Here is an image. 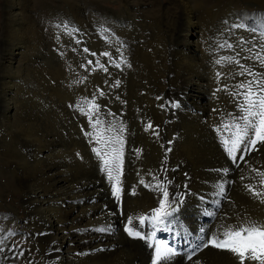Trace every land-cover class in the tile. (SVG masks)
<instances>
[{
    "label": "rangeland",
    "instance_id": "374dc122",
    "mask_svg": "<svg viewBox=\"0 0 264 264\" xmlns=\"http://www.w3.org/2000/svg\"><path fill=\"white\" fill-rule=\"evenodd\" d=\"M5 1L6 0H3V1L0 0V37L1 36L5 37L4 31L2 30L3 29V23H4V20L6 18V17H4V15H5V11H4L5 7L4 6L6 4V3H4ZM111 1H113V2H111ZM195 1H197V3L198 2L200 3V4L196 3L195 5L197 6V10H198V11L196 10L198 13V18L200 16L201 27H203L202 28L203 37L206 36L204 38V43H205L204 49H205V51L207 50L205 52L206 57H211V56H209L210 52L213 50L214 51L217 50L216 52L217 53L219 52L218 53L219 55L224 54L226 56V59H230L232 65H233V66L230 65V67H228L229 70L226 71V72L229 71L230 75L227 74L228 76H230V77L232 76L230 79L231 81H229L230 83L229 82H223L222 85H219L216 90L212 89V88H214V85H212L213 82L209 84L210 88L208 86V89L209 90L211 89L210 91H213L212 96L215 97L212 99L213 103L210 105L209 111L211 110L210 112L212 113V111L215 109V111H213L214 113H212V114H214L215 116L218 115L220 117L217 118L214 116V118H216V120L217 119L218 120L217 121L215 120L213 128L216 127L217 129L214 128L215 130L213 129L214 130L213 131L212 127L211 128L209 127L207 132L209 131L210 134H212V133L216 134L220 140H225V139L230 140L236 131L235 125L237 123H239L240 125L244 124L243 120L241 119V117L243 115L241 105L244 103V94L246 92V89L241 88L240 85L248 84L249 82H252L253 91L255 93L259 94L260 88L257 85L256 81L264 80V59H261V58H264V46H262V44L264 42H261V40L264 41V34H262L263 30L260 29L261 26L259 27L258 25H252V27H251L245 22L246 19H248L249 17L252 16L259 22V25L264 24V22H263L264 20L262 18L264 16V2H261L260 0H200V1L195 0ZM15 2H17V3L20 2V5L22 4L21 6L23 7V11L26 12L23 14V16H21L19 18V20H22L21 23H23L24 21L29 22L31 24L33 23L34 24V25L32 24L33 29H37V33L35 35L36 38L34 40L35 41L34 44H35L36 48L35 47L33 48L34 45L31 47H26L27 48L26 51H25L26 48L25 47L23 48V52L25 53L24 54L25 59L21 62L22 65L20 64L21 72H23V74L20 72L21 74L18 77V88L19 89L17 88L16 93L18 95L17 94L16 95L19 98L23 99V101L25 102V104L27 106V109L28 108L29 109H33V108L37 109L38 108L39 110H43V111H45L44 109H47L46 111L48 112L47 113L48 116L42 117V119H41V117L38 118V115L39 116L43 115V113L39 112V113H36V115L38 114L37 117H32L30 123H27V122L25 123L26 125L27 124L31 125V123H32V129L30 128L29 132H27L28 135L27 136L25 135V137H24L27 140L22 139L16 143L17 148L13 147V145L15 143H12V141H10V140H12V138L18 137V136H16V130L12 129V127L10 128L9 126H6V125H8L7 123H5L6 124L5 126H3L1 121H0V155L5 153V156L7 154L9 156V154H10V157H11L10 158L7 156L8 160H6L5 162H2V159L0 158V172L3 171V173H7L6 176L9 177V175H10L9 171H11V170H13V171L14 170H22L23 168L24 169H30V168H28V167H31L28 160L27 161L25 159L19 160L18 157H20V156H17V155H21V154L23 155V153H25V152H27L28 155H30L31 154L30 149L35 150L37 148V146L38 147H40L41 145L43 146L42 143L45 140H47L48 142L52 143V146L54 148L56 147L55 148L56 149L55 152H57L56 155L59 157L61 156L60 158H58L55 155V157L58 160L64 161L68 157L67 161L73 162V165L75 167L87 166V164L90 163L91 168H93L95 170V173L100 175L101 182L102 183L104 182L103 186L105 189V193L108 191L105 195L111 200L114 211L120 213V216L123 219V223H122L123 227L126 229V227L130 226L128 224V218L129 217L133 218L132 226L136 225L138 222V217L141 214V206L140 205H142V203L148 197V193H149L148 189H150L152 187V185H154V184L161 183V181H162L161 178H163V175L165 174V172H163V169H161V167H160L161 164H157L158 159L160 158L162 152H163L162 155H167L169 152L176 149L175 144L177 143L178 136H179V133H176V131H173L172 129L167 127L168 125L163 121L164 120L163 112H165V110H166V112H168L169 107H172L173 109H175L176 106L181 107L179 101L174 100L173 102H168V106H167V104H165L166 98L163 97L164 95L160 91H158L157 89L148 88L149 86L145 87L146 89H143V86L145 85V84L142 85L143 81L147 82L148 81L147 79H154V81H155L156 79H158L160 77V72H162V71H163L162 73L165 72V69L168 67L169 60H170L169 49L171 48L170 46L172 44L171 39L168 36H165L163 40L155 43L154 38H151L153 33H154V32H152V29L157 27V30L155 32H158L161 30V26H166L168 24L169 26L174 27L175 31H176L177 30L176 26L179 25V20L175 17L164 16V18H163V16H161V15H158V14L156 15V12L152 11L153 10L152 7L154 6V4H153L152 6L149 5V7L145 8L146 14H144L145 12L143 11V13L141 12V14H139L140 13L139 12L138 13L139 15H137V14L133 15L134 18L136 17L135 22L136 23L140 22V24H133V23H131L133 21L128 17L131 15V12H129L127 10H122V7H121L122 6L121 5L122 0H108V1L104 0V2H102L103 5L111 8V9L116 10V15H114V21L113 22H111L109 20L108 16L104 17V19H103V20H105L104 22L103 21L100 22V13L98 11V6H97V4L100 2V0H29V1L28 0L27 1L22 0V2L24 4L21 2V0L20 1L16 0ZM249 2H251L250 5L248 4ZM150 3H153V0H151ZM212 3H214V4L212 5ZM37 5H39V6H37ZM31 7H33V8H31ZM198 7H200V8H198ZM207 8H208V10H206ZM253 9H256V10L258 9L257 10L258 16H259L258 18L256 17L257 15L255 16V14L252 12ZM203 12H204V14H203ZM235 13H237V14H235ZM105 14H107V13H105ZM143 14H144V16H143ZM199 14H201L203 16H201ZM155 15L158 17V18H156V20L154 18ZM205 15H206V17H204ZM202 17H204V19H206V20H204ZM259 18H261V20ZM143 19H145V21L142 22ZM27 20H29V21H27ZM173 21H174V23H173ZM99 22L103 23V24H100ZM211 23H212V25H211ZM219 23H221V24H219ZM208 25L210 27H208ZM216 26H218V27H216ZM220 29H222V30H220ZM231 30H233L235 34H233V32ZM252 33L255 34L256 39L254 38V35ZM260 33H261V35H259ZM126 34L128 36H126ZM206 34L209 36V38ZM213 34L214 35L219 34L221 36H219V39H217L218 37L217 36L215 37ZM226 34H227V36H224ZM13 36H15V35H13ZM234 36L235 37L237 36V37L234 38ZM257 36H258V38H257ZM2 37L0 38V42L3 40ZM227 39L230 43H228ZM127 40H129V41H127ZM217 40H220L222 43H219V44L215 43V42H217ZM254 41H256V42H254ZM37 42H38V44H37ZM40 42H42V43L40 44ZM151 42H152V44H156V45L158 44V45L151 49V47H150ZM231 42H233V43L231 44ZM235 43H236V45H235ZM257 43L259 46L256 45ZM210 44H211V46H210ZM212 44H213V47H212ZM240 44H242V45H240ZM144 47H146V49ZM159 47L162 48V51H159ZM248 47H249V49L251 48L250 51H248L249 50ZM163 48H165V49H163ZM230 48L232 50H230ZM221 49H222V51L223 50L224 51L222 52ZM234 49L236 50V53H235ZM258 49L260 50L261 53L258 52ZM30 50H33V51H30ZM254 50H256V51H254ZM239 51H241L242 53ZM26 52H28V53H26ZM29 52L32 55H30ZM253 53H254V55H253ZM234 54H236V55L233 56ZM258 56H260V57H258ZM162 57L164 59H161V60L163 61L162 63H164V64L160 68H157L156 67V63H157L156 58L160 59ZM235 57H237V59H234ZM32 59L33 60L36 59V62L41 61L40 65H38L39 63L38 64L35 63V60L33 61ZM38 59H40V60H38ZM234 60L235 61L238 60V62L236 61L237 65L235 64ZM44 61H46V62L44 63ZM256 61H258V62H256ZM27 62L30 64H28ZM23 63L26 65H23ZM238 63H240L239 65L241 67L238 66ZM164 65H165V67H164ZM0 66H1V61H0ZM35 66L37 68H35ZM250 68L253 70H249ZM25 69H27L28 72ZM223 69L224 68H222L221 70H223ZM242 69H243V71H242ZM24 71H25V73H24ZM125 71H127V72H125ZM223 71H225V70H223ZM146 72H150V75H147ZM234 72H236V73H234ZM158 73H159V76H157ZM0 74L3 75L2 71L0 72ZM154 74H156V75H154ZM231 74H233V75H231ZM39 76H41V77H39ZM148 76H150L151 78ZM24 78H26V79H24ZM40 78H41V80H40ZM72 78H74V79H72ZM37 79H38V81H37ZM31 81H33V82H31ZM36 83H38L39 87L37 86ZM22 84L24 85L23 87H22ZM235 85L238 87H236ZM44 88H45V90H44ZM36 90L37 91L39 90V92H37ZM40 90L42 92H40ZM209 90H208V92H209ZM218 90H219V92H218ZM29 92H30V95L32 93H34V95L32 94L33 96H30ZM148 92H149V94H147ZM195 92H197V91H195ZM160 93H161V95H160ZM149 95H150V99L151 98H153V99L150 100L146 97ZM153 100H154V102H153ZM156 100H157V102H155ZM223 100L224 101L227 100V101H225L227 103L222 104L221 101L223 102ZM112 102H114V103H112ZM218 102H219V104H217ZM234 102L236 103L237 108H235L236 105ZM31 104H32V106H31ZM92 104L98 106L99 111H96L95 108H93L91 110V112H89V108ZM234 105H235V107H234ZM42 106H44V107H42ZM229 106H231L232 108H230ZM45 107H47V108H45ZM117 107H119V108H117ZM222 107H223L224 111L221 109ZM224 107H226V108L224 109ZM0 108H1V103H0ZM228 108H229V110H228ZM238 108H240V109H238ZM219 110H220V113H219ZM234 110L237 112H235ZM231 111H232V113H231ZM215 112L217 115L215 114ZM32 113H34V112H32ZM223 113L225 115H223ZM151 114H152V116H151ZM143 115H144V117H143ZM90 116H91V120L89 118ZM154 116H156V117H154ZM226 116H228V117L226 118ZM231 117H232V119H231ZM233 117H234L235 122L233 121ZM97 119L102 121V123L99 125H96V128L94 129L93 124H95ZM253 119H255V118H253ZM82 120H83V122H82ZM241 122H242V124H241ZM43 123H45V124H43ZM222 123L224 124V127H223ZM229 123H231V124H229ZM25 124L23 125L24 127L23 126L21 127L20 124H17L16 128L19 127L18 129L21 128L23 130V129H25V126H26ZM149 124L152 126L151 128L148 127ZM226 124H227V127H226ZM243 126L244 125H242L241 127H243ZM121 128L124 129L123 132H120ZM47 129H49V130H47ZM109 129H112V130L109 131ZM250 129L248 130L249 136L245 138V141L242 142L241 147L238 149V152H241L240 155L243 156V159H241V156H240L238 161H234L233 170H232L231 174L223 182V183H225V184H223V186H224L223 197L224 198L222 199L221 206L219 207V209L216 212V215L214 216V218L211 221V227L205 232L204 240H201L196 245L197 252H196L195 256L196 255L197 256L196 257L194 256L191 262H187L184 264H195V263L197 264V262H198V264H239L237 257L233 253H231L230 251L223 250V249H217V248L212 247V246L205 248L204 244L207 242V240L210 237H212L213 235H217V234L222 233L225 230V228H227V227L236 228L239 226H246L249 223H257L259 225L264 226V203H261L258 198L251 195V193H248V191L245 188V185H250V186H253L255 188H260L261 187L260 182H261V180H264V177L259 175V173L264 172V143L258 142L255 150H249L247 152L245 151V148L248 144V139L249 138H255L254 129H251V130ZM43 130H47V132L43 131ZM215 131L217 133H215ZM218 131H221L222 133H220ZM97 132H99V134L104 138V141H109L113 136H121L123 138V145H122L123 164H122L121 185H120L121 192L122 191L123 192L121 193V198L119 201H117L115 197L111 196L112 195L111 184H110L111 182L108 180L107 174L103 170L104 169L103 159H101L100 156H97L94 149L99 148L101 150V154L103 155V152H110L112 147H120V146L114 145L111 143L97 142V140L95 138ZM89 133H92V136H89L88 135ZM37 134H39V136ZM221 134H222V136H221ZM50 135L53 137H50ZM28 137H30V138H28ZM33 137H34L35 141H34ZM48 137H49V139H48ZM222 137H223V139H221ZM19 138H21V137L19 136ZM155 138H156V141L159 143V145L156 146V148L153 147V145H152V139L154 140ZM93 139H95V140H93ZM27 142H28V144H27ZM88 144H90V145L88 146ZM35 145H36V147H35ZM11 146L13 147L12 149H10ZM145 146H146V148H145ZM161 146H163V147L165 146L164 147L165 149ZM69 148H70V150H69ZM13 149H16V150L14 151ZM155 149L159 152V155H156V153L154 151ZM58 150L60 151V153ZM13 153H16L15 158H12ZM146 154L147 155L150 154V156L154 155L153 159H155L157 157L158 158L155 159L150 164H148L147 162H142L140 160H139L140 161L139 162L138 159L145 156ZM65 156H66V158H65ZM246 156H247V158H246ZM79 159H81V160H79ZM17 160H19V161H17ZM74 160H75L76 164L74 163ZM8 161H9V163H8ZM78 161H79V163H78ZM85 162L87 164H85ZM24 165L25 166L27 165L28 167L27 166L25 167ZM90 165H89V167H90ZM145 170H147V171H145ZM157 172H158V174H157ZM11 176L12 175H10V177ZM173 179L171 181L172 184H174ZM156 180H158V181H156ZM141 181H143V183H141ZM131 186H132V188H131ZM135 186H137V187L135 188ZM143 187H145V188H143ZM132 191H133V193H132ZM140 192L142 193V195H140L141 194ZM232 193H234V194H232ZM131 195L136 199H134ZM123 198H124V200H123ZM129 198H130V200H129ZM126 199L129 201H127ZM137 199L138 200L140 199V200L137 202ZM131 200H133V201H131ZM232 201H233V203H232ZM240 203H242L241 204L242 205L241 206L242 211H241V213H237L235 211V208H239ZM137 205H138V207H137ZM158 207H159V205H158ZM158 207H156L155 209H157ZM174 208H175V211H173ZM177 208H178V205H175V206L170 205L166 209V211H168L170 213V215H168L167 217H164V223L151 224V222L147 223V221H146L144 226L146 227V225H147L149 228L152 227L154 229L157 224L160 225V226H158L160 228L164 224V227H162V229H164L166 233L168 232L167 236H165L166 239L168 236H170L169 234H170L171 230L173 229V226L174 227L176 226L177 231L178 232L181 231L183 234H185V236L182 239V237L178 236V233L175 235V232H171V234L174 233L173 235L176 237V239L180 238L181 242L184 243L185 239L188 240L187 235H189V234H187L183 231L190 230V227L188 225H186L187 223L183 224V223L177 222L180 220L179 217L173 216V214L177 212ZM155 209H153L150 212H147L148 214H146L145 216L150 217ZM131 210H132V212H131ZM127 212H129V213H127ZM122 215H125V216H122ZM170 216H173L175 219H177V218L178 219L175 220L172 217L170 218ZM21 217L23 218V216H21ZM167 218L172 219V220H169ZM167 223H169V224H167ZM165 226H167V227H165ZM125 229L121 228V230H120V236H122L121 239H122V241L125 242V244H127L126 245L127 247H125V248L128 250V252H132L133 250L135 251L137 246L143 244L141 241V238H134V237L129 236L128 233L125 231ZM162 229L158 228L159 231H161ZM190 234L192 235V233H190ZM5 236L9 237L10 235L7 234ZM13 238H15V239H13ZM18 238H19V241H18ZM11 239L13 240L14 243L16 242L15 244L18 245L17 246L18 248H19V245H24V246L26 245V240L22 239L21 237L14 236ZM138 239H140V240H138ZM190 239H191V237H190ZM196 240L197 239L194 238L193 243H195ZM173 244L174 243H171V245H173ZM12 249H13V246L10 247V250H12ZM15 251H14V254H16ZM19 251H20L19 255H21L23 253V249H21ZM198 253H199V255H198ZM226 255H230L233 257V261H231L232 263L226 259ZM12 256H14V255H12ZM200 256H201V258H199ZM172 261L173 260L170 258L168 261V264L173 263ZM29 262H31V260ZM255 263L257 264L258 262L257 261H255V262L247 261V260L245 261V264H255ZM23 264H25V263H23Z\"/></svg>",
    "mask_w": 264,
    "mask_h": 264
},
{
    "label": "bare ground",
    "instance_id": "6f19581e",
    "mask_svg": "<svg viewBox=\"0 0 264 264\" xmlns=\"http://www.w3.org/2000/svg\"><path fill=\"white\" fill-rule=\"evenodd\" d=\"M15 1L14 0H6L4 2V3H6L4 6L5 7L4 17H6V18L4 20L2 30L4 31L5 37L1 36L3 38V40L0 42V61H1L0 72L2 71V73H3V75L0 74L1 75L0 76V103H1V108H0V119L1 120L0 121H1L3 126L6 125L5 123H7L8 125H6V126H9L10 128L12 127V129L16 130V136H18V137L15 136L16 138H12V140H10V141H12V143H15L13 145V147L17 148L16 143L22 139L27 140L24 137H25V135L26 136L28 135L27 132H29V129L30 128L32 129V123H31V125L30 124L26 125L25 123L26 122L30 123L32 117H37L38 114L36 115V113H39V112L43 113V115H41V116L38 115V118L41 117V119H42V117L48 116L47 115L48 112L46 111L47 109H44V108L43 109L45 111L39 110L38 108L37 109L36 108L29 109L28 108L27 109V106H26L25 102L23 101V99L19 98L17 96L18 94L16 93L17 88H18V77L21 73L23 74V72H21V66H20L21 62L25 59V56H24L25 53L23 52V48L24 47L25 48L31 47L33 45H34L33 48L35 47V44H34L35 41L34 40L36 38L35 35L37 33V29H33V25H34L33 23H32L33 25L31 23L25 22V21L23 23H21L22 20H19V18L21 16H23V14L26 12L23 11V7L21 6L22 4L20 5V2L17 3ZM260 1L264 2V0H260ZM21 2H22V0H21ZM102 2H104V0H100V2L97 4L98 11L100 13V22L105 21V20H103L105 16L106 17L108 16L109 20L111 22H113L114 21V15H116V10L111 9V8L103 5ZM111 2H113V1H111ZM150 2H151V0H122V4H121L122 6L121 7H122V10H127V11L131 12L130 16L127 15L128 13L126 15L133 21V22H131L133 24H140V22L139 23L135 22L136 17L134 18L133 15H136V14L139 15V14H141V12L143 13V11L145 12L144 14H146L145 8L149 7V5L152 6L154 4V6L152 7L153 8L152 11H155L156 15L157 14L161 15V16H163V18H164V16L175 17L179 20V25L176 26L177 27L176 31H175L174 27H171L168 24H167L168 26L167 25L161 26V30L158 32H155L157 30V27L152 29V32H154V33H153L151 38H154L155 43L163 40L165 36H168L171 39V41H172V44L170 46L171 48L169 47L170 48L169 49L170 60H169L168 67L165 69V72L164 73H162L163 71L160 72V77L158 79H156L155 81H154V79H147L148 80L147 82L143 81L142 85L145 84L143 86V89H146L145 87H148V86H149L148 88L157 89L158 91H160L164 95L163 97L166 98L165 104H167V106H168V102H173L174 100H176V101L178 100L181 107L176 106L175 109H173L172 107H169L168 112H166V110H165V112H163V114H164V120L163 121L168 125L167 127L172 129L173 131H176V133H179V136H178L177 143L175 144L176 149L172 150L167 155H162L163 154V152H162L160 158L158 159L157 164H161L160 167H161V169H163V172H165V174L163 173L164 175H163V178H161L162 179L161 183L154 184V185H152V187L150 189H148L149 190L148 197L147 198L145 197L146 200L142 203V205H140L141 206L140 216H145L146 214H148L147 212L152 211L153 209L158 207V205H160V201L163 200V198H164L163 197V189L166 188L168 193H169V199L167 202L168 207L170 205H174V206L178 205L177 212L174 213L173 216L179 217L180 220L177 222L183 223V224L187 223L186 225H188L190 227V230L183 231V232L189 234V235H187L188 240L185 239L184 243H182L180 238L177 237L178 239H176V237L173 235L174 233L171 234V232H175V235L178 233V236L182 237V239L185 236V234H183L181 231L180 232L177 231L176 226L175 227L173 226L174 230L173 229L171 230V232L169 234L170 236H168L166 239L165 236H167L168 232L166 233L165 230L162 229V227H164V224H163V226L161 225L162 226L161 228L158 227L160 225L157 224L154 229L152 227L149 228L146 225V227L142 226V228H143L142 234L144 235V238L141 239V241L143 244L137 246L135 251L132 249L133 250L132 252H128V250L125 248V247H127L126 246L127 244H125V242L122 241V239H121L122 236H120L121 228L125 229L122 225L123 219L121 218L119 212L114 211L111 200L105 195L108 191L105 193V189L103 186L104 182L103 183L101 182L100 175L95 173V170L93 168H91L90 163L87 164L85 162V164H87V166L75 167L73 165V162L70 161L72 163L71 164L70 162L67 161L68 157L66 158V156H65L66 160H64V161L58 160L55 157V155L57 153V152H55L56 147L54 148L52 146V143L48 142L47 140H45V141L43 140L44 141L42 143L43 146L42 145L40 147L37 146V148L35 150L30 149V152L32 155L31 154L28 155L27 152L23 153V155L21 153H20L21 155H17V156H20V157H18L19 160L20 159H22V160L25 159L26 161L28 160L31 167H28L27 165L26 166L30 169H24L23 168L22 170H14V171L11 170V171H9L10 175H12L11 177H10V175H9V177H7L6 176L7 173H3V171L0 172V264H23V263H25V264H153V260L155 257V247L154 246L157 243H163V242H160L159 238H153V233H154V235H156V234L159 235V237L162 238L163 240L166 239V240H169L171 243H174L173 245H171V248H173L175 250L176 254L171 257V259L173 260L172 261L173 263H171V264H184V263L192 261V260L188 259V256L193 254L194 249H195V254H196V252H197L196 245L201 240H204L205 232L211 227V221L214 218V216L216 215L217 210L221 206L222 199L224 198L223 197L224 194L221 193L220 187H221V185L225 184L223 182L231 174V172L233 170L234 161H238L240 156H241L240 155L241 152L237 151L236 159L233 160L232 156L228 153L227 148L225 147V145L223 143L224 140H220L219 137L214 133L210 134L209 131L207 132L209 127L210 128L212 127V130L214 128L217 129L216 127L213 128V125L215 123L216 118H214L215 115L212 113H214L213 111H215V109L212 111V113L210 112L211 110L209 111V109H210L209 107L213 103L212 99L215 97L212 96L213 91H210L211 89L209 90L208 86L210 83L213 82L212 85H214V88H212V89L216 90L219 85H222L223 82L231 81L230 79L232 76L231 77L228 76V75H230L229 71L228 72H226V71L229 70L228 67H230V65H232V63H231L230 59H226V56L224 54H223L224 56L219 55L218 54L219 52L218 53L216 52L217 50L216 51L213 50L210 52L209 56H211V57H206L205 52L207 50L205 51V49H204L205 48L204 38L206 36L203 37V30H202L203 27H201L200 16L198 18V13H197L198 10H197V6L195 5L197 3V1H195V0H153V3H150ZM250 3L251 2H249L248 4L250 5ZM197 4H200V3L198 2ZM213 4L214 3H212V5ZM37 6H39V5H37ZM31 8H33V7H31ZM198 8H200V7H198ZM206 10H208V8ZM257 10L253 9L252 12L255 14V16L257 15L256 17L258 18L259 16H258ZM105 13H107L108 15ZM144 14H143V16H144ZM203 14H204V12H203ZM235 14H237V13H235ZM156 15L154 16L155 20H156V18H158ZM199 15H201V14H199ZM201 16H203V15H201ZM204 17H206V15ZM204 17H202V18L204 19ZM262 18L264 20V16ZM259 19L261 20V18H259ZM204 20H206V19H204ZM27 21H29V20H27ZM143 21H145V19H143L142 22ZM245 22L251 27H252V25H258L259 27L261 26L260 29L263 30L262 34H264V24L259 25V22L254 17H252V16L249 17L248 19L245 20ZM173 23H174V21H173ZM100 24H103V23H100ZM219 24H221V23H219ZM211 25H212V23H211ZM208 27H210V26L208 25ZM216 27H218V26H216ZM220 30H222V29H220ZM231 31L233 32V34H235L233 30H231ZM252 34L254 35V38H255V34L254 33H252ZM13 35H15V36H13ZM259 35H261V33ZM126 36H128V35L126 34ZM214 36L215 37L217 36L218 37L217 39H219V36H221V35L216 34ZM224 36H227V34ZM236 37L234 36V38H236ZM208 38H209V36H208ZM257 38H258V36H257ZM127 41H129V40H127ZM227 41H228V39H227ZM254 42H256V41H254ZM261 42H264V41L261 40ZM41 43L42 42H40V44ZM215 43L219 44L222 42L220 40H217V42H215ZM228 43H230V42L228 41ZM232 43L233 42H231V44ZM258 43L256 45H258ZM37 44H38V42H37ZM263 44H262V46H264ZM157 45L152 44V42H151L150 47L152 49ZM235 45H236V43H235ZM240 45H242V44H240ZM210 46H211V44H210ZM212 47H213V44H212ZM144 48L146 49V47H144ZM163 49H165V48H163ZM248 49H249V47H248ZM26 50H27V48L25 49V51ZM230 50H232V49L230 48ZM250 50H251V48L248 51H250ZM30 51H33V50H30ZM159 51H162V48L159 47ZM221 51H222V49H221ZM254 51H256V50H254ZM239 52H241V51H239ZM258 52H260L259 49H258ZM26 53H28V52H26ZM235 53H236V50H235ZM29 54H30V52H29ZM30 55H32V54H30ZM235 55L236 54H234L233 56H235ZM253 55H254V53H253ZM260 56H258V57H260ZM36 59H34L35 63H37V64L39 63L38 65H40L41 61L36 62ZM40 59H38V60H40ZM156 59H157L156 67L160 68L164 64V63H162L163 61L161 59H164V58L162 57L160 59L159 58H156ZM234 59H237V57H235ZM236 61L238 62V60H236ZM236 61H235V64L237 65ZM45 62L46 61H44V63ZM256 62H258V61H256ZM28 64H30V63H28ZM239 64L240 63H238V66H240ZM23 65H26V64L23 63ZM164 67H165V65H164ZM35 68H37V67L35 66ZM222 68H224L223 70H225V71L221 70ZM251 68L249 70H253ZM25 70H27V69H25ZM242 71H243V69H242ZM27 72H28V70H27ZM125 72H127V71H125ZM24 73H25V71H24ZM234 73H236V72H234ZM146 74L150 75V72H146ZM154 75H156V74H154ZM231 75H233V74H231ZM157 76H159V73L157 74ZM39 77H41V76H39ZM148 77H150V76H148ZM24 79H26V78H24ZM72 79H74V78H72ZM40 80H41V78H40ZM37 81H38V79H37ZM31 82H33V81H31ZM36 84L38 86V83H36ZM23 86L24 85L22 84V87ZM236 87H238V86H236ZM209 88H210V86H209ZM207 89L209 90V92ZM44 90H45V88H44ZM195 91H197V92H195ZM37 92H39V90ZM40 92H42V91L40 90ZM218 92H219V90H218ZM161 93H160V95H161ZM32 94L34 95V93H32ZM32 94L30 95V92H29L30 96H33ZM147 94H149V92ZM146 97L148 99H150V95L146 96ZM151 99H153V98H151ZM225 101H227V100H225ZM225 101L223 100V102L221 101V103L226 104L227 102H225ZM153 102H154V100H153ZM155 102H157V100ZM112 103H114V102H112ZM217 104H219V102ZM235 105H236V103H235ZM235 105H234V107H235ZM31 106H32V104H31ZM42 107H44V106H42ZM229 107L232 108L231 106H229ZM45 108H47V107H45ZM117 108H119V107H117ZM225 108L226 107H224V109ZM235 108H237V105ZM221 109L223 110V107ZM238 109H240V108H238ZM228 110H229V108H228ZM32 112H34L35 114ZM235 112H237V111H235ZM219 113H220V110H219ZM231 113H232V111H231ZM215 114H216V112H215ZM223 115H225V114L223 113ZM151 116H152V114H151ZM143 117H144V115H143ZM154 117H156V116H154ZM215 117L219 118L220 116L217 115ZM227 117L228 116H226V118ZM231 119H232V117H231ZM255 119H258V118H255ZM233 121L235 122L234 117H233ZM82 122H83V120H82ZM17 124H20L21 127L25 124L26 125L25 129L22 130L21 128L18 129L19 127L16 128ZM43 124H45V123H43ZM229 124H231V123H229ZM241 124H242V122H241ZM242 125H244V124H242ZM223 127H224V124H223ZM226 127H227V124H226ZM47 130H49V129H47ZM47 130H43V131L47 132ZM218 132L222 133L221 131H218ZM215 133H217V132L215 131ZM37 135L39 136V134H37ZM19 136L21 138H19ZM221 136H222V134H221ZM50 137H53V136L50 135ZM28 138H30V137H28ZM33 139H34V137H33ZM48 139H49V137H48ZM221 139H223V137ZM93 140H95V139H93ZM34 141H35V139H34ZM27 144H28V142H27ZM36 145H35V147H36ZM89 145L90 144H88V146ZM152 145L155 148H156V146L159 145V143L156 141V138L154 140L152 139ZM13 147L11 146L10 149H12ZM161 147H163V146H161ZM145 148H146V146H145ZM13 150L15 151L16 149H13ZM69 150H70V148H69ZM154 151H155L156 155H159V152L156 149ZM59 153H60V151H59ZM15 154L16 153L12 154V158H15V156H16ZM7 156H8V154L5 156V153L0 155L2 162H5L6 160H8V157H10V154L8 157ZM153 156H150V154H148V155L146 154L145 156L139 158L138 161L140 160L142 162H147L148 164H150L151 162H153L155 159L158 158L157 157V158L153 159ZM57 157L60 158L61 156L60 157L57 156ZM246 158H247V156H246ZM19 160H17V161H19ZM79 160H81V159H79ZM8 163H9V161H8ZM74 163H75V160H74ZM78 163H79V161H78ZM89 165H90V167H89ZM145 171H147V170H145ZM157 174H158V172H157ZM172 179H173L174 184H172V182H171ZM156 181H158V180H156ZM161 185H162V187H158ZM136 187L137 186H135V188ZM145 187H143V188H145ZM131 188H132V186H131ZM132 193H133V191H132ZM232 194H234V193H232ZM140 195H142V193ZM111 196H113V195H111ZM124 198H123V200H124ZM134 199H136V198H134ZM129 200H130V198H129ZM129 200H127V201H129ZM139 200L137 199V202ZM131 201H133V200H131ZM232 203H233V201H232ZM241 204L242 203L239 204V206H240L239 208H235V211L237 213H241V211H242V209H241L242 205ZM137 207H138V205H137ZM131 212H132V210H131ZM127 213H129V212H127ZM125 215H122V216H125ZM21 216H23V218ZM173 216H170V218L171 217L174 218ZM167 219H169V218H167ZM177 219H175V220H177ZM169 220H172V219H169ZM147 223H149V221H147ZM167 224H169V223H167ZM165 227H167V226H165ZM101 228L106 229V231H103V232L99 231V229H101ZM158 228L162 229V230L159 231ZM190 233H192V235ZM7 234H9L10 236L9 237L5 236ZM14 236H18V237H21L22 239H25L26 245L25 246L19 245V248H18L17 247L18 245L15 244L16 242L14 243L13 240L11 239ZM190 237H191V239H190ZM194 238L197 239L195 243H193ZM13 239H15V238H13ZM138 240H140V239H138ZM18 241H19V238H18ZM11 246H13L12 250H10ZM21 249H23V253L21 255H19V252H20L19 250H21ZM14 251L16 252V254H14ZM12 255H14V256H12ZM198 255H199V253H198ZM199 258H201V256ZM226 259L229 260L230 262L233 261V257L230 255H226ZM30 260H31V262H29ZM253 262H255V261H253Z\"/></svg>",
    "mask_w": 264,
    "mask_h": 264
},
{
    "label": "snow or ice",
    "instance_id": "6c2138e0",
    "mask_svg": "<svg viewBox=\"0 0 264 264\" xmlns=\"http://www.w3.org/2000/svg\"><path fill=\"white\" fill-rule=\"evenodd\" d=\"M256 83L260 88L259 94L253 91L252 82L240 85L241 88L246 89L244 103L241 105L243 112L241 119L244 122V126L241 127V125L237 123L235 125L236 131L233 134V137L230 140L225 139L223 142L233 160L236 159V153L241 147L242 142H244L245 138L249 136L248 130L250 128L254 129L255 138L248 139L245 151L255 150L258 142L264 143V80H258ZM93 108H95L96 111H99L98 106L92 104L89 108V112H91ZM89 118L91 120V116ZM101 123L102 121L97 119L95 124H93V128L95 129L96 125ZM148 127L151 128L152 126L149 124ZM111 130L112 129H109V131ZM123 130L124 129L121 128L120 132H123ZM88 135L92 136V133H89ZM95 138L97 142L111 143L120 146L112 147L110 152H104L103 155L99 148L94 149L97 156H100L103 159V170L106 172L107 178L111 182L112 195L117 201H119L121 198L120 185L123 164V138L121 136H113L109 141H104V138L99 132L96 133ZM241 159H243V156H241ZM259 175L264 177V172L259 173ZM141 183H143V181H141ZM260 183V188H255L250 185H245V188L251 193V195L258 198L261 203H264V180H261ZM158 187H162V185ZM220 191L221 193L224 192L223 185H221ZM163 197L164 198L160 201L159 207L154 210L150 217H138V223L134 226H132L133 218H128V224L130 226L126 227L125 231L129 236L143 239L144 235L142 234V226L145 225L146 221H149L152 224L164 223V217L170 215V213L166 211L169 199V193L166 188L163 189ZM173 211H175V209H173ZM99 231L103 232L106 231V229L101 228ZM209 246L230 251L237 257L239 264H245L246 260L257 261L258 264H264V226L257 223H249L247 226H239L236 228L227 227L222 233L213 235L207 240L204 247L207 248ZM154 247L155 257L153 264H168L169 259L176 254L175 250L165 243H157ZM194 255L195 249L193 250V254L188 256V259L192 260Z\"/></svg>",
    "mask_w": 264,
    "mask_h": 264
}]
</instances>
